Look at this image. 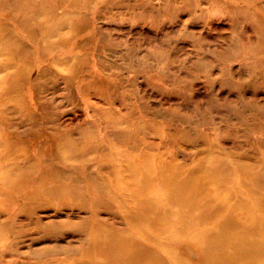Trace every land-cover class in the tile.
I'll return each mask as SVG.
<instances>
[{"label":"rangeland","instance_id":"374dc122","mask_svg":"<svg viewBox=\"0 0 264 264\" xmlns=\"http://www.w3.org/2000/svg\"><path fill=\"white\" fill-rule=\"evenodd\" d=\"M230 219L264 239V0H0V264H200Z\"/></svg>","mask_w":264,"mask_h":264},{"label":"bare ground","instance_id":"6f19581e","mask_svg":"<svg viewBox=\"0 0 264 264\" xmlns=\"http://www.w3.org/2000/svg\"><path fill=\"white\" fill-rule=\"evenodd\" d=\"M94 87L99 88L102 91H105L106 88L101 85L100 82H96ZM151 180H147L146 186L150 185ZM181 195L185 197L188 193L185 192V190L180 191ZM190 193V192H189ZM181 196V197H182ZM177 196L175 194H168V201L167 202H159L152 198V196H149V193L146 194V190L143 188V191L141 194L134 196V198H130L129 200L132 202L134 199H138V205H136V208H134V212L141 213L143 216H145V222L147 221V225L150 226V230H154L155 233H159L161 235L162 230L165 227H170L169 224L171 221L169 220L171 216L167 217L166 214L168 212V207H171L173 204L176 205L179 203L173 202V200ZM180 197V198H181ZM182 207V206H181ZM184 208V207H182ZM190 215H192L193 218L189 219L188 224H194L195 222V216L192 212L189 210H186ZM133 216V215H132ZM141 216V215H140ZM234 223L235 219H230L229 221H223L219 223V230L220 233H222V239L219 245H217L216 249L211 250H200L201 257H200V264H245L246 260H254L256 259L257 264H262L260 259L264 257V239H256L251 238V242H247L244 238L249 239L248 236L249 232H244L245 235L242 236L243 240L237 239L238 230L234 229ZM251 225L253 223L248 222ZM189 224V225H190ZM165 230V229H164ZM228 231V232H227ZM174 233H177V228L174 229ZM242 234V233H241ZM209 235V234H207ZM223 241V242H222ZM141 245H145V247H150L152 245H156L158 248L163 247L161 244L160 238L156 237V235H151L147 238V240H143L141 242ZM154 243V244H153ZM260 246V247H259ZM138 248L137 243H131L128 245L129 251V258L140 256V258L143 256L148 260L156 261L158 249H154L155 247L148 249V250H136ZM151 264V263H147ZM159 264H162V261L159 262ZM187 264V263H186Z\"/></svg>","mask_w":264,"mask_h":264}]
</instances>
